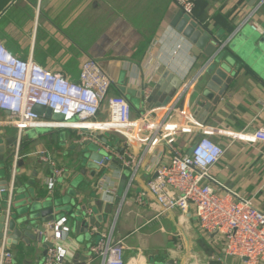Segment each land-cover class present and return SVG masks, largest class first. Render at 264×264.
I'll return each instance as SVG.
<instances>
[{"label": "crops", "instance_id": "crops-1", "mask_svg": "<svg viewBox=\"0 0 264 264\" xmlns=\"http://www.w3.org/2000/svg\"><path fill=\"white\" fill-rule=\"evenodd\" d=\"M195 2V14L189 23L228 42L225 52L227 58L234 60L230 74L233 79L215 102L217 94L208 89L206 73L202 74L181 101V108H187L212 129L253 133L264 128V0ZM181 14L172 0H0V42L21 60L32 59L73 82H79L83 62L94 59L114 81L110 94L125 96L133 116L138 117L139 113L171 103L183 84L199 74L209 61L203 53H193V45L179 30L182 20L187 18ZM254 22L259 23L263 33L253 29ZM242 61L252 72L243 67ZM175 80L181 84L175 96L169 98ZM145 86L152 90L147 101L143 95ZM5 120L6 115L0 111V138L5 143L14 137L18 141V130L5 125ZM51 131L54 133L39 134L37 139L22 138L21 160L13 172L18 186L14 199L22 204L43 203L46 199L45 185L52 169L41 162V151L65 166L66 172L54 195L65 204L64 210L55 212L54 219L42 217L40 210L35 213V223L40 226L68 218L71 230L63 247L68 250L69 263L99 264L98 260L92 261L90 247L111 232L115 240L124 241L125 264H166L172 260L175 264H218L213 257L226 259L221 238L207 235L193 210L188 214L176 210L162 215L153 198L138 202L157 169L170 159L167 144L129 146L118 135L110 139L108 134H94L96 139L131 155L134 167L140 165L130 190L131 180L123 192L118 188L116 193L110 192L113 198L109 202L92 196L90 190L98 189V182L88 188L89 175L76 177L87 168L91 153H105L111 159L109 167L97 171L96 181L107 170H120L124 175L128 171L132 175V169L123 168L99 145L86 147L82 142L85 137L75 131L67 130L65 140L62 131ZM189 140L182 137L177 146L189 153ZM212 140L226 149L224 158L211 171L217 180L216 187L221 192L238 194L239 199L250 201L264 212V144H249L224 135H216ZM104 178L106 183L108 176ZM79 190L82 205H93L85 218L82 215L83 223L70 217L75 209L69 203L76 199ZM10 249L14 264H38L46 258L48 248L20 240ZM225 262L243 264L237 259Z\"/></svg>", "mask_w": 264, "mask_h": 264}, {"label": "built area", "instance_id": "built-area-1", "mask_svg": "<svg viewBox=\"0 0 264 264\" xmlns=\"http://www.w3.org/2000/svg\"><path fill=\"white\" fill-rule=\"evenodd\" d=\"M172 1L185 17L193 19L195 0ZM252 27L263 33L258 22H254ZM227 46L228 42L220 41L218 48L225 51ZM211 62L209 60L199 74L183 84L171 103L134 117L132 106L125 96L110 94L114 81L94 59L83 62L79 82H73L62 74L42 68L32 59L21 60L0 42V111L6 115L5 125L19 132L14 150V167L17 168L21 160V143L25 131L71 130L85 137L82 142L103 147L123 168L132 169L129 191L140 165L134 167L135 160L131 155L121 153L108 142L96 139L94 134H116L129 146L136 144L148 148L155 143L167 144L171 149L170 159L157 169L155 176L148 182V190L138 197V202L144 203L147 197L153 198L162 215L176 210L188 214L193 210L201 229L207 235L221 238L223 257L241 260L243 264H264V212L256 209L250 201L239 199L236 193L221 192L211 173L226 154V149L215 143L212 137L224 135L249 144H264V128L253 133L212 129L198 121L187 108L180 106ZM151 94L150 87L145 86L143 95L146 101L150 100ZM37 105L51 110L53 115H63L64 119L56 121L34 113L33 109ZM103 114L108 116L107 121L98 120ZM98 124L104 127L99 128ZM182 137L190 139V148L194 147L191 154L177 146ZM38 156L41 162L52 169L45 189L54 196L66 168L46 151H41ZM99 165L103 167V162ZM12 177L10 202L15 187V175ZM105 180L101 178L98 181L99 190H103ZM107 193L110 194V191ZM70 230L66 217L42 224L34 230V234L44 243L53 245L48 247L46 258L38 264H71L68 250L63 247L65 236ZM93 234L96 235V229ZM90 254L92 261L98 260L99 264H125L124 241L115 240L113 232L102 236L92 245ZM14 258L8 237L5 236L0 247V264H14ZM212 259L218 264H227L222 257Z\"/></svg>", "mask_w": 264, "mask_h": 264}, {"label": "water", "instance_id": "water-1", "mask_svg": "<svg viewBox=\"0 0 264 264\" xmlns=\"http://www.w3.org/2000/svg\"><path fill=\"white\" fill-rule=\"evenodd\" d=\"M189 22L190 20H184V22H182L178 28L193 45V53L197 55L203 53V55L208 58V60L212 61L210 66L206 69L205 75L208 79V89L214 91V93L217 94L215 99V102H217L226 92L233 79L230 74L233 71L232 62L234 60L230 57L227 58L226 52L218 48L220 40L217 35L210 31L203 32L202 30H199L195 24ZM243 65L248 67V65L244 64V62ZM174 84L175 87L167 96L169 98H173L175 96L181 82L175 80ZM163 102L164 101H162V103ZM33 112L41 116L46 115L48 119H53L56 121H62L64 119L63 115H53L51 110L45 109L39 105L34 107ZM15 144L17 145V139L15 137L9 139V141H6V143L0 138V172L3 174L2 176L0 175V178H3L0 180V247L2 240L5 238V236H7L10 247L12 244H17L20 240H23L25 243H27V245L30 246L41 243L46 249L48 247H52L53 245L51 243H44L43 239L37 237L32 232L39 226H37L38 223H35L38 220V217L35 216V213L41 210L42 217L51 216L50 218L54 219V213L64 210L65 204L61 203V201L56 196H51L47 192V197L44 199L43 203H38V201H33L32 203L28 204L15 202L14 195L18 189V186H16V179L12 202H10V188L14 172V151L11 152V149L14 146L16 147ZM93 144L94 143L88 142L86 143V147H89ZM93 146L96 147L95 144ZM193 150L194 147L190 149L189 153L191 154ZM89 159L90 162L88 163L87 168L83 173L78 174L76 177L80 175H89L88 177L91 178L90 181H87L86 186L88 185V188L91 189V187L93 188V186H95L94 184L98 182L96 181L98 176L97 171L102 168L99 163L103 162V168L109 167L111 160L110 158L105 157L103 153L98 151L92 152ZM76 185H78V183ZM102 192L103 190L99 189L90 190L92 196H94V198L99 197V199L102 198ZM81 193L82 192L79 190L75 196L76 199L69 203L71 204V207L75 209V214L70 215V217L72 219L79 218V221L82 220V215L85 218L87 212L93 208L92 203L82 205L83 202L80 198ZM85 198L89 199L88 196ZM7 218H9L8 223ZM245 261H247V259H245ZM166 264H175V261L172 260Z\"/></svg>", "mask_w": 264, "mask_h": 264}, {"label": "rangeland", "instance_id": "rangeland-1", "mask_svg": "<svg viewBox=\"0 0 264 264\" xmlns=\"http://www.w3.org/2000/svg\"><path fill=\"white\" fill-rule=\"evenodd\" d=\"M181 16H183V13L181 14ZM184 20H188V18H185ZM184 20H182V22H184ZM181 22V23H182ZM143 113H139L138 116H141ZM109 118L107 115L103 114L99 117V121H107ZM42 133H54V131L51 130H39V129H32V130H27L24 132L23 137L24 140H32V139H37L39 134ZM69 132L66 131H62L61 132V137L62 139H66L67 135ZM48 134V135H49ZM108 136H110V139L115 138L117 135L116 134H108ZM105 155V153H103ZM105 176H108L107 181L105 183V185L103 186V194H102V201H111L113 197H111L107 192L110 191L111 193H116V188H118L120 191H124L127 187V184L130 182L131 180V173L126 171L125 175L124 173L122 174L120 170H116L112 173L105 171L103 174L100 175L99 178H104ZM170 257L175 258L174 253H170L169 254Z\"/></svg>", "mask_w": 264, "mask_h": 264}, {"label": "bare ground", "instance_id": "bare-ground-1", "mask_svg": "<svg viewBox=\"0 0 264 264\" xmlns=\"http://www.w3.org/2000/svg\"><path fill=\"white\" fill-rule=\"evenodd\" d=\"M99 125H102V124H98L97 127L99 128H103L104 126H99ZM88 128H92V126H87Z\"/></svg>", "mask_w": 264, "mask_h": 264}, {"label": "trees", "instance_id": "trees-1", "mask_svg": "<svg viewBox=\"0 0 264 264\" xmlns=\"http://www.w3.org/2000/svg\"><path fill=\"white\" fill-rule=\"evenodd\" d=\"M242 64H243V63H242ZM243 67H247V66L243 65ZM247 68H248V67H247ZM249 71L252 72V70H251L250 68H249Z\"/></svg>", "mask_w": 264, "mask_h": 264}]
</instances>
